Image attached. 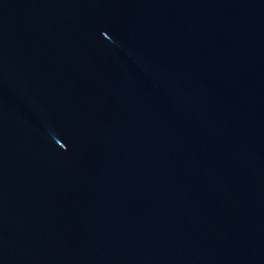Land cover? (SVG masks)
Returning a JSON list of instances; mask_svg holds the SVG:
<instances>
[{"label": "water", "instance_id": "95a60500", "mask_svg": "<svg viewBox=\"0 0 264 264\" xmlns=\"http://www.w3.org/2000/svg\"><path fill=\"white\" fill-rule=\"evenodd\" d=\"M0 264H264V0H0Z\"/></svg>", "mask_w": 264, "mask_h": 264}]
</instances>
